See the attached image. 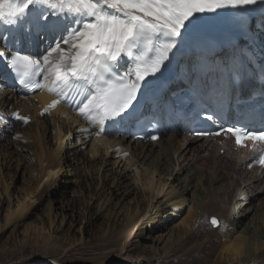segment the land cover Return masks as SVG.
Returning <instances> with one entry per match:
<instances>
[{
	"label": "bare ground",
	"instance_id": "6f19581e",
	"mask_svg": "<svg viewBox=\"0 0 264 264\" xmlns=\"http://www.w3.org/2000/svg\"><path fill=\"white\" fill-rule=\"evenodd\" d=\"M207 14L196 17L192 30ZM11 94L0 91V109L16 106L19 102V108L21 105L24 112L33 115L34 100L39 101L40 106L48 101L44 94L23 100L11 99ZM60 114L56 111L44 119H35L38 128L33 139V153L39 170L34 179L40 180L42 190L54 187L66 173L68 139L72 141L76 137L78 143L72 142L74 149L81 151L82 144L89 146L87 153L91 152L92 157H87L88 162L98 163L102 170L109 167L110 172H115L118 167L115 182L124 184L131 192H134L133 183H136V193L145 199V207L123 211L124 214L128 210L124 223L106 233L98 247L88 254L90 257H86L92 264H194L186 262L187 257L190 250L201 243H210L212 248L196 264H222L224 261L264 264V177L257 169L248 168L249 154L237 155L228 149L222 155L212 143L181 135L162 138L155 145L123 142L122 138L116 137L89 141L76 127L77 118L63 119ZM39 130H42L43 137L50 130L54 132L53 148L45 146ZM3 137L0 134V139ZM117 145L123 149L114 152ZM124 152L128 153L127 157L122 156ZM0 157L7 156L0 150ZM8 183L5 176L0 178V196L6 200L9 187L14 203L18 204L17 196H14L16 188H11ZM38 191L28 198L25 190L19 197L20 202L25 203L26 214L41 204ZM189 204L192 223L189 224L187 218L170 224L172 217L179 215L176 211L181 212ZM165 211L168 212L164 216ZM20 215H16V220L22 217ZM163 216L170 217V220H160ZM213 216L226 225L223 232L210 223ZM205 219L209 230L202 232L206 229ZM56 239L40 244L41 260L60 264L68 256L79 255V247L69 248Z\"/></svg>",
	"mask_w": 264,
	"mask_h": 264
},
{
	"label": "snow or ice",
	"instance_id": "6c2138e0",
	"mask_svg": "<svg viewBox=\"0 0 264 264\" xmlns=\"http://www.w3.org/2000/svg\"><path fill=\"white\" fill-rule=\"evenodd\" d=\"M255 5L264 0H0V24L28 23L59 33L42 56L0 50V58L24 89L54 96L41 115L64 103L103 136L105 124L130 110L142 82L160 72L198 15ZM121 61L128 62L123 72ZM260 75L264 78V65ZM11 115L29 122L18 111ZM204 116L217 130L196 131L197 137L233 140L237 149H250L249 168L255 164L264 170V126H227L215 113ZM81 131L88 133V128ZM211 224L226 229L215 217Z\"/></svg>",
	"mask_w": 264,
	"mask_h": 264
},
{
	"label": "rangeland",
	"instance_id": "374dc122",
	"mask_svg": "<svg viewBox=\"0 0 264 264\" xmlns=\"http://www.w3.org/2000/svg\"><path fill=\"white\" fill-rule=\"evenodd\" d=\"M37 128L34 119L30 124L4 134L3 139H0V150L7 156L0 157L2 167L0 178L5 176L10 187L16 188L14 196H17L18 200V204H15L9 187L6 189L8 194L6 200L0 196V264H59L57 261L41 260L40 244L55 238L69 248L79 247L78 256H68V259L62 260L60 264H92L86 257H90L93 249L98 247L106 233L112 232L115 226L124 223L128 210L124 214L123 211L139 206L145 207V199L142 194L136 193L138 190L136 183H133L134 192H131L124 184L115 182L118 180L115 173L118 167L115 172H110L107 170L109 167L102 170L98 163L88 162L87 157L88 159L92 157L91 152L87 153L89 146L82 144L84 150L74 149L75 145L72 142L78 143L76 137L72 138V141L68 139L70 142L68 141L65 154L66 173H68H65L54 187L50 186L42 190L40 180L34 179L35 172L39 170L38 165L34 163L36 160L33 153L35 150L33 139ZM39 132L45 146L53 148L54 132L48 131L45 137L42 130ZM121 164L124 165L123 162ZM25 190L28 191V198L34 191L39 190L41 201L40 205L34 206L33 210L27 214V210H24L25 203L19 200ZM189 206L190 204L181 212L176 211L179 215L173 216V220L169 223H179L187 218L190 219L189 224L192 223V215L188 214ZM168 211H165L163 215L165 216ZM18 214L22 217L16 220ZM164 216L160 220H170V217L164 218ZM58 220L59 225H56ZM205 226L206 229L204 228L202 232L209 230L207 219H205ZM198 234L201 235V233ZM211 248L210 243L199 244L190 250L191 254H188L189 259L186 262L196 264L209 253ZM222 264L241 263L224 261Z\"/></svg>",
	"mask_w": 264,
	"mask_h": 264
}]
</instances>
